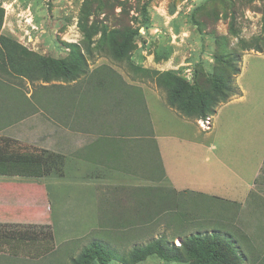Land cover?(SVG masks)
Listing matches in <instances>:
<instances>
[{
	"label": "rangeland",
	"instance_id": "rangeland-1",
	"mask_svg": "<svg viewBox=\"0 0 264 264\" xmlns=\"http://www.w3.org/2000/svg\"><path fill=\"white\" fill-rule=\"evenodd\" d=\"M0 4L5 13L2 34L29 52L66 58L68 43L75 42L88 62L87 74L78 80H30L2 71L13 77L9 82L18 102L21 99L23 119L28 120L32 113V123L23 125L22 138L30 137L34 153H65V172L34 179V188L42 182L41 193L48 179L54 182L49 190V211L47 204L35 206L34 197L31 227L24 229L15 221L12 223L19 225L16 230L11 222H4L0 230V264H75L74 260L94 240L108 244L117 255L127 256L136 246H147L160 237L168 244L180 245L190 234L207 231L228 234L239 247L243 264H264V164L257 174V184L246 191L261 161L253 157L255 152L238 148L230 151L226 147L208 151L206 140L196 136V188L203 186L206 193L165 190L152 177L140 180L138 177L144 176L120 175L113 165L114 148L105 142L114 136L112 132L119 131L98 126L99 115L95 114L106 96L101 93L106 91L109 97L129 93L139 98L144 96L145 87L154 98L151 117L162 123L166 113L159 104L163 101L169 105L166 91L157 84L154 74L140 68L174 70L191 83L196 80L197 90L210 89L218 72L216 56L230 52L239 55L243 74L238 81L249 87L248 101L256 95L260 103L264 102V55L260 54L264 50H256L253 43L256 39L264 42V0H0ZM94 26L135 32L128 57L118 59L107 43L99 44L100 31L89 45L84 28ZM231 75L236 84L237 74ZM10 100L8 94H0V109H11ZM247 108L245 104L243 113ZM249 113H259L258 118H262L260 108ZM138 114L134 112L130 122ZM145 117L148 119V114ZM190 119L196 120L200 128L209 126L208 119ZM172 123L161 129H185L175 120ZM146 124L151 128L149 121ZM209 140L216 143L213 133ZM94 158L102 165L91 162ZM157 158L154 152L155 164ZM146 159L139 155L134 162L129 160L130 171H151ZM66 173L71 180L68 187L64 186ZM93 264L200 262L192 257L175 260L153 254L138 262L112 258L97 259Z\"/></svg>",
	"mask_w": 264,
	"mask_h": 264
},
{
	"label": "trees",
	"instance_id": "trees-1",
	"mask_svg": "<svg viewBox=\"0 0 264 264\" xmlns=\"http://www.w3.org/2000/svg\"><path fill=\"white\" fill-rule=\"evenodd\" d=\"M4 14V9L0 4L1 71H11L30 80L42 79L43 81L59 78L78 80L87 74V58L79 44L75 42L68 43L70 52L66 58H52L29 52L21 44L2 34ZM99 31L101 32L99 44L107 43L111 47L113 55L118 59L128 57L129 50L133 45L135 32L122 33L117 28L108 30L107 28L99 29L97 26L91 29H86L85 27L84 35L90 43L89 45L93 42V36ZM243 43L247 45L245 41ZM253 43L256 50H264L263 41L256 39ZM88 52H91V48H88ZM216 59L219 62L218 72L213 78L211 88L203 90H197L196 80L191 83L174 70L140 69L145 73L154 74L157 84L165 89L170 106L186 117L207 120L231 96L242 94L240 87L234 84L235 82L231 75V72L238 75L241 71V67L238 65L239 55L235 52H230L225 55H218ZM220 63L222 66H220ZM109 89L120 91L122 88L110 87ZM101 94L106 96L102 97V106L95 110V114L99 115L98 126H101V128L109 126V128L118 129L119 132L117 134L112 132L114 136L124 135L123 133L133 130L131 129L132 126L129 125V117L134 112L137 111L142 115L143 113L145 115L148 114L147 109L140 105V101L133 94L125 93L126 95H123L115 93L114 96L110 97L106 91ZM142 123L140 119L134 129L141 130L139 125H142ZM116 125L118 126L115 127ZM6 146L0 148V173L38 177L44 174L62 173L64 171L65 155L61 152L49 150L36 153L25 151L2 152L3 150H9L8 143H6ZM213 198L211 197L210 199ZM164 204L165 202L162 203V205ZM1 235L2 233L0 232ZM21 237H24V235H21ZM235 243L228 234L223 235L215 231L196 232L185 237L180 245H176L173 242L168 244L163 237H160L150 242L147 246H136L130 254L125 256L117 255L108 244L94 240L82 250L74 262L75 264H93L97 259L103 261L112 258H119L126 263L138 262L156 254L164 259L175 260H183L184 256L192 257L200 264H243L241 251Z\"/></svg>",
	"mask_w": 264,
	"mask_h": 264
},
{
	"label": "crops",
	"instance_id": "crops-1",
	"mask_svg": "<svg viewBox=\"0 0 264 264\" xmlns=\"http://www.w3.org/2000/svg\"><path fill=\"white\" fill-rule=\"evenodd\" d=\"M260 54L264 55V53ZM7 74V72L0 71V94L2 97L8 94L11 98L12 108L7 111L0 109V148L6 146V143H8L9 150H3L2 152H34L30 137L29 140L22 138L23 125H26L28 122L32 123V113L30 118L28 116V120H26L27 118L23 119V108L20 105L21 99L18 102L16 95L13 94L11 82H9V79L13 77ZM242 74L243 70L241 69L236 77V84L240 87L242 94L222 103L218 107L217 112L208 118L209 126L207 129L200 128L196 120L185 117L163 101V105L159 104V106L164 108L166 117L162 120L163 124L157 123L156 120L152 119L150 113L151 105H155L154 98L150 92H146L145 87H142L144 96H138V100L141 103L140 105L147 109L148 119H146L147 116L145 117L142 114L135 117L132 116L129 123L130 126H133L131 132H122L124 135L113 136L105 141L109 147V144H111L112 148H114L112 155L114 163H116L113 164L116 165L114 166L117 168L116 170H119L120 175L130 173L144 176L138 177L140 180L152 177L153 180H158V185L161 188L164 187L165 190L169 188L175 191L190 190L206 193L203 186L198 185L196 188V136H201V140H206L205 142H207L205 145L208 151H218L225 147L227 150L233 151V149L236 150L238 148L240 151L244 150V152H255L256 155L252 154L253 157L261 158L257 171L252 174L254 176L252 183L246 187V191L252 188L253 183L257 184V174L264 164V102L260 103L256 95L252 96L254 99L248 101L246 93L249 92V87L240 84V80L238 81L239 75L242 76ZM245 104L248 105V108L243 113L242 109ZM257 108H260L262 111L261 119L258 118L259 113L253 116L249 113L250 110L253 111ZM239 112L241 115L237 116ZM140 119L143 122L142 125H139L141 130H135L134 128L137 127L136 124L138 125ZM173 120H175L179 127L185 129H161L162 125H166L167 127L173 126ZM235 120L239 121L234 122ZM148 121L151 123V128L146 124ZM196 131L199 133L198 135H196ZM134 132L137 134H134ZM203 133H207V137ZM211 133H213L216 143H209V134ZM234 133L239 135H235ZM154 152L156 158L159 156V162H157L158 158L155 160L156 164L153 161ZM63 154L65 155V153ZM139 155L147 157L146 162L151 167V171L140 174L130 171L131 169L128 167L130 161L134 162ZM91 162L95 165H102L96 158L92 159ZM151 172L153 174H150ZM47 176L50 175L48 174ZM64 177L67 179L64 181V186L68 187L71 180L67 178V173ZM35 178L34 176L0 173V230L3 229L2 225L4 222L7 221L11 223L17 221L24 229L31 227L34 224V197H36L35 200L37 201L35 202V206L39 207L38 204L42 206L43 204H47L48 206L51 200L49 190L54 185V182L50 180L51 183H49L48 179L42 187L45 192L41 193L40 184L42 182L34 188ZM41 194L43 196L41 198L42 201L40 199ZM212 197L218 198L216 196ZM46 208L49 211V206ZM38 210L43 211L42 208ZM12 225L16 226L13 223ZM12 225H10L9 230H12ZM19 225L16 226V230H19Z\"/></svg>",
	"mask_w": 264,
	"mask_h": 264
}]
</instances>
